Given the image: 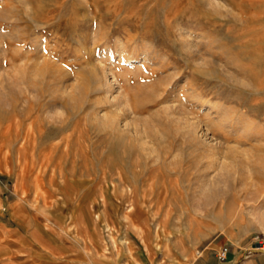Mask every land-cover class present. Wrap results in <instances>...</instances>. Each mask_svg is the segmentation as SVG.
<instances>
[{"label": "rangeland", "instance_id": "374dc122", "mask_svg": "<svg viewBox=\"0 0 264 264\" xmlns=\"http://www.w3.org/2000/svg\"><path fill=\"white\" fill-rule=\"evenodd\" d=\"M215 239L264 241V0H0V264Z\"/></svg>", "mask_w": 264, "mask_h": 264}, {"label": "crops", "instance_id": "0c3cea01", "mask_svg": "<svg viewBox=\"0 0 264 264\" xmlns=\"http://www.w3.org/2000/svg\"><path fill=\"white\" fill-rule=\"evenodd\" d=\"M228 244L223 260L216 258L222 245ZM189 264H264V251H253L246 243H228L223 239H215L196 251Z\"/></svg>", "mask_w": 264, "mask_h": 264}, {"label": "built area", "instance_id": "2783aa9c", "mask_svg": "<svg viewBox=\"0 0 264 264\" xmlns=\"http://www.w3.org/2000/svg\"><path fill=\"white\" fill-rule=\"evenodd\" d=\"M251 249L253 251H264V241L255 240L252 242ZM227 251V246L222 245L216 253V258L218 260H223Z\"/></svg>", "mask_w": 264, "mask_h": 264}, {"label": "bare ground", "instance_id": "6f19581e", "mask_svg": "<svg viewBox=\"0 0 264 264\" xmlns=\"http://www.w3.org/2000/svg\"><path fill=\"white\" fill-rule=\"evenodd\" d=\"M112 122V121H111ZM111 122H110V125H111ZM175 194H177L178 196L179 195H181V193H180V191L177 189V188H175ZM173 199V198H172ZM129 207V206H128ZM130 207H131V205H130ZM157 209V208H156ZM170 211V210H169Z\"/></svg>", "mask_w": 264, "mask_h": 264}]
</instances>
